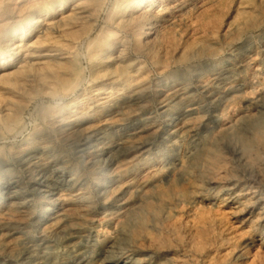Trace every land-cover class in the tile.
Masks as SVG:
<instances>
[{"label": "rangeland", "instance_id": "obj_1", "mask_svg": "<svg viewBox=\"0 0 264 264\" xmlns=\"http://www.w3.org/2000/svg\"><path fill=\"white\" fill-rule=\"evenodd\" d=\"M0 264H264V0H0Z\"/></svg>", "mask_w": 264, "mask_h": 264}, {"label": "bare ground", "instance_id": "obj_2", "mask_svg": "<svg viewBox=\"0 0 264 264\" xmlns=\"http://www.w3.org/2000/svg\"><path fill=\"white\" fill-rule=\"evenodd\" d=\"M225 79H227V78H225ZM104 153H105V152H104ZM122 153H123V152H122ZM111 154H112V153H111ZM123 154H124V153H123ZM106 155H107V154H106ZM114 155L116 156V154H115V153H114ZM103 156H104V155H103ZM115 156H114V157H115ZM92 162H93V161H92ZM95 162H96V161H95ZM105 165H106V164H105ZM54 190H55V189H54Z\"/></svg>", "mask_w": 264, "mask_h": 264}]
</instances>
